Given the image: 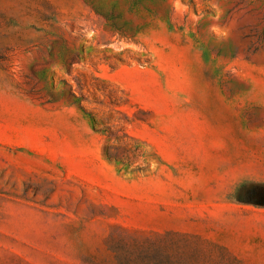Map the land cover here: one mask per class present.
Segmentation results:
<instances>
[{
  "label": "rangeland",
  "instance_id": "obj_1",
  "mask_svg": "<svg viewBox=\"0 0 264 264\" xmlns=\"http://www.w3.org/2000/svg\"><path fill=\"white\" fill-rule=\"evenodd\" d=\"M0 264H264V0H0Z\"/></svg>",
  "mask_w": 264,
  "mask_h": 264
}]
</instances>
